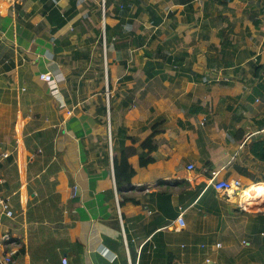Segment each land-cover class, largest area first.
Wrapping results in <instances>:
<instances>
[{
    "label": "crops",
    "instance_id": "1",
    "mask_svg": "<svg viewBox=\"0 0 264 264\" xmlns=\"http://www.w3.org/2000/svg\"><path fill=\"white\" fill-rule=\"evenodd\" d=\"M260 1L0 0V264H264Z\"/></svg>",
    "mask_w": 264,
    "mask_h": 264
},
{
    "label": "built area",
    "instance_id": "2",
    "mask_svg": "<svg viewBox=\"0 0 264 264\" xmlns=\"http://www.w3.org/2000/svg\"><path fill=\"white\" fill-rule=\"evenodd\" d=\"M106 0H102V12L103 16L105 17V10L107 8ZM40 77L43 80H46L47 82L52 83L54 81V76L51 72H43L41 73ZM107 96H108V103H109V89L107 90ZM111 131V129H110ZM110 143H111V135H110ZM9 156V152L7 150L0 151V161ZM189 169H194V164H189ZM211 184L214 186V188L220 192L222 195L231 198L236 197L238 194L241 196V192L244 190L243 182L240 178H230V177H219L218 173H215L212 178L210 179ZM5 213L8 216H13L14 210L11 208L10 202L0 193V214ZM185 209L183 206H180V211L178 214V217L176 219V222L179 224V226L185 225V217H184ZM5 238H10L9 234L5 235ZM220 245V244H218ZM7 260H10L9 257H7ZM64 262H67V258L63 259ZM132 264V263H130Z\"/></svg>",
    "mask_w": 264,
    "mask_h": 264
},
{
    "label": "trees",
    "instance_id": "3",
    "mask_svg": "<svg viewBox=\"0 0 264 264\" xmlns=\"http://www.w3.org/2000/svg\"><path fill=\"white\" fill-rule=\"evenodd\" d=\"M103 111L106 112V107L103 108ZM121 143L122 147L114 155V169L118 189H121L127 183L131 182L135 175L136 170L130 163L129 158L138 151L133 145L124 144V140Z\"/></svg>",
    "mask_w": 264,
    "mask_h": 264
},
{
    "label": "bare ground",
    "instance_id": "4",
    "mask_svg": "<svg viewBox=\"0 0 264 264\" xmlns=\"http://www.w3.org/2000/svg\"><path fill=\"white\" fill-rule=\"evenodd\" d=\"M247 189V190H246ZM245 190H243V192L241 193V202H243V204H252V205H257V206H261L264 204V197L263 199L255 197V196H264V184H257L255 186L252 187H248ZM249 195H252L251 197H249Z\"/></svg>",
    "mask_w": 264,
    "mask_h": 264
},
{
    "label": "rangeland",
    "instance_id": "5",
    "mask_svg": "<svg viewBox=\"0 0 264 264\" xmlns=\"http://www.w3.org/2000/svg\"><path fill=\"white\" fill-rule=\"evenodd\" d=\"M249 4H251V3H249ZM252 5H254V7H257V8H261L262 7V5H264V3L262 2V1H260V2H258V3H256V2H252ZM222 16V14H218V16H216V18H218L219 17V19H220V17ZM227 21V20H226ZM250 178H252V181H254V180H264V175H262V176H257L256 174H252V175H250ZM247 190V189H246ZM255 197H258V198H260L259 196H255ZM262 199V198H261ZM223 238H227V235L226 234H223Z\"/></svg>",
    "mask_w": 264,
    "mask_h": 264
},
{
    "label": "water",
    "instance_id": "6",
    "mask_svg": "<svg viewBox=\"0 0 264 264\" xmlns=\"http://www.w3.org/2000/svg\"><path fill=\"white\" fill-rule=\"evenodd\" d=\"M186 27V25L184 23L179 24V26L177 27V31L181 32L184 28Z\"/></svg>",
    "mask_w": 264,
    "mask_h": 264
},
{
    "label": "clouds",
    "instance_id": "7",
    "mask_svg": "<svg viewBox=\"0 0 264 264\" xmlns=\"http://www.w3.org/2000/svg\"><path fill=\"white\" fill-rule=\"evenodd\" d=\"M211 178H212V177H211ZM246 188H247V187H245V186H244V188H243V189L245 190ZM242 192H243V191H242ZM242 192H241V193H242ZM240 197H241V196H240Z\"/></svg>",
    "mask_w": 264,
    "mask_h": 264
}]
</instances>
